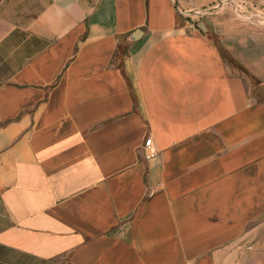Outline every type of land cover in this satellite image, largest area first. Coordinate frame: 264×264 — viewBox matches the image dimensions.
Masks as SVG:
<instances>
[{
    "label": "crops",
    "instance_id": "obj_1",
    "mask_svg": "<svg viewBox=\"0 0 264 264\" xmlns=\"http://www.w3.org/2000/svg\"><path fill=\"white\" fill-rule=\"evenodd\" d=\"M1 50L0 264H264V0H0Z\"/></svg>",
    "mask_w": 264,
    "mask_h": 264
},
{
    "label": "built area",
    "instance_id": "obj_2",
    "mask_svg": "<svg viewBox=\"0 0 264 264\" xmlns=\"http://www.w3.org/2000/svg\"><path fill=\"white\" fill-rule=\"evenodd\" d=\"M142 150H143V157L145 159H149L156 154V150L153 146V142H152V139L150 137H147L144 139L143 145H142Z\"/></svg>",
    "mask_w": 264,
    "mask_h": 264
},
{
    "label": "rangeland",
    "instance_id": "obj_3",
    "mask_svg": "<svg viewBox=\"0 0 264 264\" xmlns=\"http://www.w3.org/2000/svg\"><path fill=\"white\" fill-rule=\"evenodd\" d=\"M2 51V50H1ZM0 51V56H4L5 53L2 51ZM7 73V69L4 66H0V82L4 81L1 80L3 78V76Z\"/></svg>",
    "mask_w": 264,
    "mask_h": 264
}]
</instances>
